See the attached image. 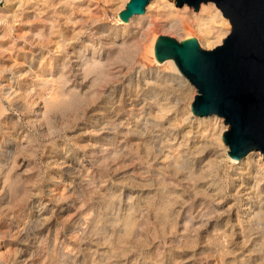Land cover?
Listing matches in <instances>:
<instances>
[{"label": "rangeland", "instance_id": "1", "mask_svg": "<svg viewBox=\"0 0 264 264\" xmlns=\"http://www.w3.org/2000/svg\"><path fill=\"white\" fill-rule=\"evenodd\" d=\"M2 1L0 264H264L262 153L229 160V124L193 115L190 81L144 85L171 75L152 38L222 44L229 20L201 13L216 6L154 0L137 33L120 0ZM92 56L102 72L84 77Z\"/></svg>", "mask_w": 264, "mask_h": 264}, {"label": "water", "instance_id": "2", "mask_svg": "<svg viewBox=\"0 0 264 264\" xmlns=\"http://www.w3.org/2000/svg\"><path fill=\"white\" fill-rule=\"evenodd\" d=\"M198 10L213 1L231 24L221 45L202 50L195 38L177 42L159 36L156 58L174 59L197 89L192 112L223 117L229 129L223 140L228 154L241 158L260 151L264 159V0H176ZM148 0H129L120 17L127 21L144 11Z\"/></svg>", "mask_w": 264, "mask_h": 264}, {"label": "bare ground", "instance_id": "3", "mask_svg": "<svg viewBox=\"0 0 264 264\" xmlns=\"http://www.w3.org/2000/svg\"><path fill=\"white\" fill-rule=\"evenodd\" d=\"M6 2H8V0H5ZM128 1L129 0H120V3H121V5H120V7H119V9L117 10V22H118V24H121V26H122V29L123 30H127L128 28V26H132V25H136L137 26V33L139 32V31H142L143 30V28L144 27H153V24L149 21V22H147V23H144V21L143 22H140V21H142V20H144L145 18H146V15L148 14V11L151 9V7H152V4H153V2H155L154 0H148V3L145 5V7H144V11L142 12V13H140V14H133V15H131L128 19H127V21H125V20H123L121 17H120V13L123 11V10H125V8H126V4L128 3ZM3 2V1H2ZM208 3H212V4H214L215 6H216V8L218 9V10H220V12L222 13H220L219 11H216L215 9H213L212 8V5L211 6H209L208 7V9H207V7H206V9L205 10H201V13H204V14H206V15H209L211 18H213V19H216V20H218V21H220L221 22V18H222V16H223V12H222V10L216 5V3L215 2H213V1H208V2H201L200 3V6L201 5H205V4H208ZM3 5V3L0 5V7ZM172 5V4H171ZM183 5H186V6H189V5H187V4H183ZM200 6H199V8H200ZM189 7H191V6H189ZM198 8V9H199ZM194 9V8H193ZM224 18H226L227 20H228V18L227 17H225V16H223ZM8 19V15H7V13H5L4 12V10H2V9H0V25H4L5 23H6V20ZM135 23V24H134ZM224 25H223V29L221 30V31H225V33H222L221 32V34L222 35H225L226 33H228L229 32V29H228V27H227V25L225 24V23H223ZM1 27V26H0ZM173 28V27H172ZM145 29V28H144ZM135 31V30H134ZM136 32V31H135ZM218 36V35H217ZM221 36V35H220ZM188 39V37H186L185 38V40H187ZM206 40V39H205ZM217 40L219 41L220 40V38H219V36L217 37ZM156 41H157V39L156 38H152V40H151V46H150V48H151V50H150V54H151V56H152V58H154V60L153 61H155V63L156 64H158V63H160V64H163V66L164 67H166L168 70H170L171 71V75H169V76H167V75H161V73L160 72H153V73H150V79H146L145 81H144V85L146 86V90H151V91H153L154 90V88L155 87H158V85H159V89H160V86H161V84L163 83V82H165V81H167V80H169L170 82H172L175 86H177L179 89H184L185 88V90L183 91L184 93H186V91L188 92V90L190 89L189 88V84H188V82H187V80L188 81H190L186 76H185V74L182 72V70L179 68V66H178V64L176 63V61L174 60V59H165V60H162L161 62L156 58V55H155V44H156ZM208 41V40H207ZM200 44H198V46H199ZM131 46V45H130ZM128 48V47H127ZM120 49V48H119ZM130 49V48H129ZM127 49H125V51H126ZM124 51V52H125ZM116 52H118V51H116ZM124 52H123V55H124ZM108 54V53H107ZM107 54H106V56H107ZM115 54V53H114ZM125 54H127V53H125ZM128 54H129V52H128ZM116 55H118V54H116ZM122 55V56H123ZM87 56V55H86ZM121 57V56H120ZM84 58V57H83ZM111 59V58H110ZM77 61V60H76ZM105 63V62H104ZM81 64V67H82V70H81V72L83 71V75H84V77L85 76H87L88 74H93V73H97L98 74V72L99 73H101L102 71H101V67H102V65H103V63H101V59L99 58H97L96 59V56H92L91 58H84L83 59V61H82V63H80ZM165 68V69H166ZM169 71V72H170ZM180 73L181 74H183L184 75V77L185 78H183L181 75H180ZM82 75V76H83ZM165 78H167V79H165ZM145 79V78H144ZM64 82H66V81H64ZM68 83V82H67ZM191 83V82H190ZM164 84V83H163ZM162 84V85H163ZM192 84V83H191ZM65 85V84H64ZM137 86H139V85H137ZM183 88H182V87ZM63 88V87H62ZM62 88H61V90H62ZM74 88V87H73ZM60 89V88H59ZM63 89H65V87L63 88ZM139 89V88H138ZM158 89V90H159ZM62 91H64V90H62ZM76 91H78V89L76 90ZM154 92H155V90H154ZM70 93V92H69ZM137 93V92H136ZM58 94H59V96H60V94H61V97H59L58 96ZM74 95H75V93H73ZM56 95V94H55ZM63 94L62 93H60V90H58L57 91V96H58V99L60 98H62L63 96H62ZM66 95H68V93L66 94ZM57 96H56V98H57ZM55 97V96H54ZM53 97V98H54ZM75 97V96H74ZM63 98H65V97H63ZM62 98V99H63ZM59 99V100H60ZM61 99V101H63ZM53 100V99H52ZM57 100V99H56ZM56 100H54V101H56ZM66 100H69V99H67V98H65V100L64 101H66ZM72 100H73V97H72ZM160 100H162V99H160ZM51 101V100H50ZM49 101V102H50ZM54 101H51L52 103H50L51 105H53L54 103ZM71 101V100H70ZM160 102V101H159ZM64 103V102H63ZM67 102H65L64 104H66ZM69 103V102H68ZM72 103V102H71ZM49 104V105H50ZM56 104H58V101H57V103ZM60 104V103H59ZM58 104V105H59ZM70 104V103H69ZM58 105H56V106H58ZM63 105V104H62ZM50 107H53V106H50ZM58 107H60V106H58ZM190 107V106H189ZM53 109V108H52ZM192 109V108H191ZM193 113V112H192ZM193 115L194 116H196L198 119H199V121L200 122H203L204 123V121H208V119H214L215 117H217V116H206V115H204V116H199V115H195L194 113H193ZM222 140H223V136H222ZM223 143H224V140H223ZM225 144V143H224ZM226 145V144H225ZM206 147V146H205ZM226 147L228 148V146L226 145ZM227 151V150H226ZM253 151H255V150H253ZM258 152V151H257ZM157 154H158V152H157ZM248 154V153H247ZM247 154H245L243 157H241V158H234V157H231L229 154H227L228 155V159L229 160H231L232 162H235L237 159L238 160H243V159H245L244 157L247 155ZM261 156V155H260ZM260 158V157H259ZM260 160H262L261 158H260ZM245 164V166H249V164H250V161H249V158H247L246 157V159H245V162H244ZM179 169V168H178ZM257 188V187H256ZM243 192V191H242ZM244 192H245V190H244ZM255 190L253 191H249V193H247L246 195H245V198L242 200L243 201V204H242V210H241V212H242V215L245 217V219L247 220H250L251 219V215L253 214V211H251V209L249 210L248 208H247V206L251 203V202H253V204L254 203H256L255 202V200L256 199H254V197H255ZM244 195V194H243ZM258 195V194H257ZM258 203H260V202H258ZM255 205V204H254Z\"/></svg>", "mask_w": 264, "mask_h": 264}, {"label": "built area", "instance_id": "4", "mask_svg": "<svg viewBox=\"0 0 264 264\" xmlns=\"http://www.w3.org/2000/svg\"><path fill=\"white\" fill-rule=\"evenodd\" d=\"M2 3H3L2 0H0V5H1Z\"/></svg>", "mask_w": 264, "mask_h": 264}]
</instances>
